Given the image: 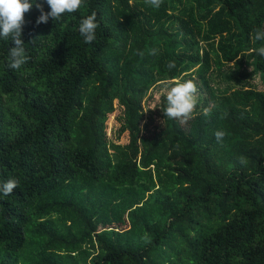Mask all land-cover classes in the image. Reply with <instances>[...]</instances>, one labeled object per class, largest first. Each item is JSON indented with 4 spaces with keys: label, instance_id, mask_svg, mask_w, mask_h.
Segmentation results:
<instances>
[{
    "label": "trees",
    "instance_id": "16d2710c",
    "mask_svg": "<svg viewBox=\"0 0 264 264\" xmlns=\"http://www.w3.org/2000/svg\"><path fill=\"white\" fill-rule=\"evenodd\" d=\"M39 15L25 14L19 70L0 38V182L19 181L0 193V264H264V57L250 51L264 0ZM180 77L198 88L184 124L162 112V81Z\"/></svg>",
    "mask_w": 264,
    "mask_h": 264
},
{
    "label": "clouds",
    "instance_id": "9594fccd",
    "mask_svg": "<svg viewBox=\"0 0 264 264\" xmlns=\"http://www.w3.org/2000/svg\"><path fill=\"white\" fill-rule=\"evenodd\" d=\"M150 6L159 8L163 0H145ZM50 11H45L42 4L36 0H0V38L10 39L14 46L10 47L8 52L7 67L13 70H19L25 65L30 57L26 54L25 43L22 40L23 26L25 25V14L35 8L40 12L36 24L47 23L49 18L54 21H60L65 14H72L79 11L85 4V0H46ZM99 24L96 20V13L82 18L78 27L85 43H92L96 39V29ZM253 44L260 42L258 48L250 49L261 57H264V26H257L250 34ZM34 42V41H33ZM143 55V53H139ZM151 55L157 54V49L150 51ZM169 69L175 67V62L170 61L167 65ZM165 96V105L162 108L164 116L168 119L179 120L181 124L186 123L193 118V114L198 103V88L192 79L173 78L162 81ZM210 108H204L203 115L208 116ZM217 141H222L226 133L218 130L214 133ZM241 159V163H243ZM19 186L16 178H10L7 181L0 182V193L10 195L15 188Z\"/></svg>",
    "mask_w": 264,
    "mask_h": 264
},
{
    "label": "rangeland",
    "instance_id": "374dc122",
    "mask_svg": "<svg viewBox=\"0 0 264 264\" xmlns=\"http://www.w3.org/2000/svg\"><path fill=\"white\" fill-rule=\"evenodd\" d=\"M178 14H179V13H178ZM181 17H183V18H185V19H188V17H186V16H184V15L181 16ZM175 26L178 27L177 24H176ZM191 26H192V24H191ZM199 41L202 43L203 51L210 53L212 66H214L213 61H217V62H219V61H224V59H223V57H222V55L220 54V51H219V49H218V47H219L218 41L215 42V43H216L215 46H214V45H211V46H210L207 42L203 41V39H201V38H199ZM232 64H233V63H232ZM212 68H213V67H212ZM212 82H213V81H212ZM259 88L261 89V87H259ZM148 99H149V96L146 97V99H144V101H143L144 106H146V101H147ZM146 110H148L147 107H146Z\"/></svg>",
    "mask_w": 264,
    "mask_h": 264
}]
</instances>
